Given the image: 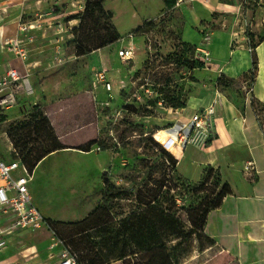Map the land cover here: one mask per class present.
Masks as SVG:
<instances>
[{
	"label": "rangeland",
	"instance_id": "rangeland-1",
	"mask_svg": "<svg viewBox=\"0 0 264 264\" xmlns=\"http://www.w3.org/2000/svg\"><path fill=\"white\" fill-rule=\"evenodd\" d=\"M76 1L77 6L72 8L68 7L69 0L58 5L53 3L52 13L22 32L20 39L25 43L27 57L41 59L43 63L32 69L26 81L23 78L24 85L22 82L17 91L16 103L9 105L18 107L17 110L4 115L2 109L9 106L0 108V137L26 118L35 104L44 106L45 114L67 147L52 152L34 169L35 202L46 215L62 218L60 221L75 218L64 222L87 217L101 203L109 207L108 213L114 217L109 223L76 237L79 245L68 240L69 247L81 260L89 264L83 258L88 254L106 263L145 264L141 257L143 248L162 242L183 259L190 257L198 253L202 245L196 240V233L189 231L206 233V213L215 205L220 191L207 182L209 168L204 169L199 180L192 179L190 169L180 163L182 159L169 151L176 152L171 144L178 142L171 140L170 144L166 140L163 129L168 125L163 124L176 108L163 99L165 93H160V88L165 87L166 93L185 99L187 105L191 96L199 97L204 87H212L197 73L206 63L204 61L201 67L196 65L197 60H202L196 50L189 57L195 65L178 64L182 40L173 24H181L189 14L195 18L191 11L193 4L175 3L168 9L164 0H104L103 5L112 12V21L121 36L105 44L115 36L114 30L92 10L84 13L86 0ZM248 9L240 14L242 22L236 23L240 28L245 21L241 28L244 31L253 29L255 17L263 14L260 5ZM47 17L51 20H45ZM34 19H38V15ZM59 20L65 30L64 38L57 41V36L51 37L57 32ZM28 21L31 20H22ZM148 22L153 23L151 28L142 33L136 31ZM227 22L224 25L217 20L212 27L229 30L232 21ZM70 26L76 27L74 35ZM13 41L11 46L20 48L19 41ZM129 44L135 47L136 55L134 59L123 60L119 50ZM84 49L91 51L84 53ZM56 56H61V62ZM102 67L109 69L114 84L122 78L127 83L122 90L116 85L109 107L102 103L107 97L104 90L98 97L101 103L94 100L91 93V78ZM254 76L249 73L227 86L220 83L215 86L220 90L230 87L238 92H245L246 88L251 91ZM24 87L31 90L26 93ZM94 140L100 141V145L92 144ZM88 147L90 150H84ZM163 148L174 159L166 155ZM5 151L11 154L7 158L19 152L13 143L10 149L6 145ZM105 171L120 190L127 192L128 198L109 200L106 197ZM212 177L214 183L221 181L220 173L215 172ZM153 198L157 199L156 203L143 207V202ZM120 212L129 215L119 216ZM34 234L39 240L51 236L50 233ZM55 240L52 238V242L45 244L27 264H58L63 246ZM202 242L203 246L207 244ZM205 257L206 252L202 251L181 264H201ZM215 262L213 264H237L235 257L227 252Z\"/></svg>",
	"mask_w": 264,
	"mask_h": 264
},
{
	"label": "crops",
	"instance_id": "crops-1",
	"mask_svg": "<svg viewBox=\"0 0 264 264\" xmlns=\"http://www.w3.org/2000/svg\"><path fill=\"white\" fill-rule=\"evenodd\" d=\"M63 1L66 2V0H0V78L7 75L11 67L16 68L21 75L29 76L32 69L40 65L38 63H43L41 59L27 57L25 43L20 39L23 36L19 24L23 19L34 20L40 13L44 14L43 17L49 15L54 10L53 3L58 5ZM69 1V8L77 6L78 1ZM191 11L195 13V18H191L189 14L185 16L184 22L173 25L180 39L192 45L193 50L197 52L196 55L205 61L206 67L199 69L197 73L198 75L200 73L201 78L204 77L202 80H206L212 87H204L199 97L191 96L185 107L171 108L173 110L168 122L163 124L168 125L163 129V134L181 145L182 143L178 141L179 134L192 133L189 126L191 116L202 107L213 104L215 123L213 135L207 142L198 140L188 143L185 147L181 146L183 152L179 157V160L182 159L180 162L182 166L190 169L189 173L193 174L192 179L199 180L204 169L209 168L207 182L220 191L215 205L206 213L205 232L215 240V244L204 249L206 257L203 260L206 261L202 264H213L226 252L235 257L237 264H264V134L252 99L255 98L264 106V25L254 27V35L249 37L241 29L245 21L238 28L236 23L238 20L242 22L243 16L240 17V14L244 11L240 8L239 0H211L208 4L199 1L193 3ZM216 11L221 14H217ZM45 20L51 19L47 17ZM217 20L223 21L224 25L228 24L227 20L232 21V26L228 27L229 30L214 29L212 25ZM236 32H239L237 35L239 39L235 44ZM55 37L56 34L51 38ZM15 39L19 41L20 48L11 46ZM21 42L23 44H20ZM253 52L257 55L258 69L251 91L246 88L245 92L243 90L238 92L230 87L220 90L215 86L222 73L235 79L244 78L249 74ZM17 108L9 106L2 109V112L4 115L11 114ZM6 145L10 149L12 141L4 132L0 137V158L6 161L14 160L15 156L7 158L11 154L5 151ZM249 160L254 163L252 178L244 172V166ZM215 172L221 174L219 183H214L212 179ZM32 181L29 187L33 196ZM33 201L45 218L62 219L46 215L35 202L34 196ZM7 218H3L0 225H4ZM73 219L75 218L67 217L64 221ZM38 232L50 233L51 236L39 240L34 234ZM52 238L54 235L47 227L39 230L19 229L8 236L7 246L0 249V264H27L28 260H33L41 252L45 244L52 242ZM60 244L64 247V243Z\"/></svg>",
	"mask_w": 264,
	"mask_h": 264
},
{
	"label": "trees",
	"instance_id": "trees-1",
	"mask_svg": "<svg viewBox=\"0 0 264 264\" xmlns=\"http://www.w3.org/2000/svg\"><path fill=\"white\" fill-rule=\"evenodd\" d=\"M103 1L104 0H86L84 13L89 10H92L94 13H96V15L100 19H104V21L107 22L108 26L114 30L115 36L105 43L107 44L119 39L121 36L117 31L114 22L112 21V12L105 9L103 5ZM175 2L176 0H164L165 6L168 9L172 8ZM76 17L77 16H72L71 18H76ZM152 26L153 23L148 22L145 26L138 27L136 31H138V33H142L143 31L147 30L148 28H151ZM75 30L76 27H73L72 28L73 35ZM180 47L182 53L179 54L178 56V62H179L178 64L184 67L188 66L189 64L192 66L195 65L194 62L191 63V61L189 60L190 59L189 57L193 51L192 45L182 40V42H180ZM90 51L91 49H84V53H88ZM202 61L203 60L199 62L197 60L196 65L198 67L204 66V61L203 62ZM257 69H258V59L256 53L253 52L252 68L249 70V72L255 75ZM234 79L235 78H232L226 75L225 73H222L218 78V83L227 86L231 82H233ZM169 81L170 79H168L165 83L167 84L169 83ZM164 89L165 87H161L160 93L162 94L165 93L163 99L169 104V106H172L174 108L186 106L185 99L181 98L180 96L168 94ZM154 101L155 100H153V102ZM8 130H9L8 135L14 145V148L16 149V151L19 150V152L16 153L15 158H19L23 163L26 164V166L31 171H33L38 165V163H40V161H42L46 156H48L54 151L67 147L62 143L61 137L57 134L49 116L45 114L44 106L39 103L34 105L33 109L30 111V113L26 118L20 119L18 121V124L15 126V128H11ZM170 135L175 137L173 134ZM168 139L169 138H167L166 140L169 141V143L171 144L170 142L171 139L170 140ZM91 143L92 144L98 143V145H100V141L98 140L97 141L94 140ZM171 145H173L172 147L173 149L176 150V152L171 150L169 151L177 159H179L180 155L183 152V148L178 144L172 143ZM90 148L91 147H88L86 149L83 148V149L90 150ZM104 148L106 147L104 146ZM163 151L166 155L172 157L171 153L168 150L163 148ZM104 178H105V193H106V197H108L109 200H113V199L119 200V199L128 198L127 192H125L124 190H120L106 173L104 175ZM156 202H157L156 198L150 199L147 202H143L144 204L143 207L152 206ZM141 208L142 207L138 209ZM108 210L109 207L101 203L97 205V207L93 210L91 214L77 221L64 222L51 218H46V219L49 225L51 226V228L54 230L55 235L63 241L64 246L70 248L69 245L71 246V244L68 242V240H71L73 244L79 245V242L76 241V237L87 233L88 230L94 227H101L109 223L114 217L110 216ZM133 213H135V210L133 211ZM133 213H131L130 215H133ZM118 215L123 217H128L129 214L126 215L124 212H120L118 213ZM182 226L186 227L185 224L183 223ZM201 232H196L195 230L189 231V233L192 234L196 233L197 235L196 240H198L200 245H202L200 246L199 252L204 251V249L207 246L215 244V240L212 237H210L207 233L201 234ZM203 240L207 243L205 246H203L204 245L202 242ZM180 243H182V240L180 241ZM70 251L76 255L77 264H88L87 262H85V260H81L80 258H78L76 252L72 251L71 248ZM141 257L144 260L145 264H181L186 259L189 258L186 257L185 259H183L175 251L172 252L167 246L166 242H162L160 244H155L143 248L141 252ZM83 258L89 261V264H106V262L98 260L97 258L94 257H90L88 254H84Z\"/></svg>",
	"mask_w": 264,
	"mask_h": 264
},
{
	"label": "built area",
	"instance_id": "built-area-1",
	"mask_svg": "<svg viewBox=\"0 0 264 264\" xmlns=\"http://www.w3.org/2000/svg\"><path fill=\"white\" fill-rule=\"evenodd\" d=\"M199 1L203 4H208L211 0H176L175 3L177 5H180L181 3L193 4ZM239 5L240 8L244 10L243 12H247L246 10L250 6L260 5L261 9H263V14L262 17H259V15L255 17V27L258 28L264 25V0H239ZM43 15V13H40L38 19L21 22L19 24L20 30L24 32L26 29L33 28L36 24H34V22H38ZM56 25V36L57 41H59L64 38L65 26L60 20L57 21ZM72 28L73 26H70V29ZM245 32L248 34V37L249 35H254L253 29L246 30ZM238 33L236 32V36L234 37L235 44L239 39L237 36ZM135 55L136 49L133 44H129L127 47H122L119 50V57L123 60L134 59ZM56 58L59 59V62H61V56H56ZM23 78L26 81L28 76L21 75L14 67L9 68L7 75L0 78V108L16 103L18 96L17 91H19L22 87L21 84L24 81ZM20 80L22 81L19 82ZM116 85L118 90H122L126 87L127 83L125 82V79L122 78L117 84H114L111 81L109 69L105 67L98 68L91 78V91L94 95V100L101 103V101H98V97L104 90L107 97L104 101H102V103L107 107L111 106L112 99L114 98L116 92ZM30 90V88L24 87V91L26 93ZM253 105L264 134V108L256 101L253 102ZM213 122V104L197 110L191 116L190 120L189 126L192 133L190 135H186L184 133L179 134L183 144L187 145L188 143L196 142L198 140H201L203 143L207 142L214 133ZM253 165V161L249 160L244 166V172L251 178L253 175ZM33 173L34 170L31 171L26 164L18 158L11 161H6L5 159L0 158V221L3 218L8 217L5 224L0 225V249L7 246V238L9 235L15 233L19 229L25 228L39 230L42 227H47L52 231L54 239H56L55 241L57 243H63V241L55 235L54 230L49 225L47 219L43 216L33 201V196L29 187L30 182L33 180ZM61 251L59 264H77L76 255L73 254L67 247L64 246Z\"/></svg>",
	"mask_w": 264,
	"mask_h": 264
},
{
	"label": "bare ground",
	"instance_id": "bare-ground-1",
	"mask_svg": "<svg viewBox=\"0 0 264 264\" xmlns=\"http://www.w3.org/2000/svg\"><path fill=\"white\" fill-rule=\"evenodd\" d=\"M178 141H179V142H181V143L183 144V141H182V139H181V138H179V139H178Z\"/></svg>",
	"mask_w": 264,
	"mask_h": 264
},
{
	"label": "water",
	"instance_id": "water-1",
	"mask_svg": "<svg viewBox=\"0 0 264 264\" xmlns=\"http://www.w3.org/2000/svg\"><path fill=\"white\" fill-rule=\"evenodd\" d=\"M213 127L215 128V123L213 122ZM107 171H105V173H106Z\"/></svg>",
	"mask_w": 264,
	"mask_h": 264
}]
</instances>
